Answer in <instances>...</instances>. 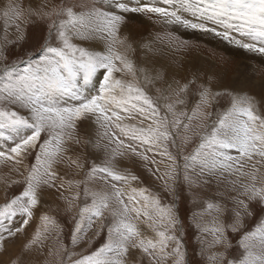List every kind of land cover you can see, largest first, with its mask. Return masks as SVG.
Segmentation results:
<instances>
[{
	"label": "snow or ice",
	"instance_id": "snow-or-ice-1",
	"mask_svg": "<svg viewBox=\"0 0 264 264\" xmlns=\"http://www.w3.org/2000/svg\"><path fill=\"white\" fill-rule=\"evenodd\" d=\"M181 29L264 57V0H0V264H264V101L177 79Z\"/></svg>",
	"mask_w": 264,
	"mask_h": 264
},
{
	"label": "rangeland",
	"instance_id": "rangeland-1",
	"mask_svg": "<svg viewBox=\"0 0 264 264\" xmlns=\"http://www.w3.org/2000/svg\"><path fill=\"white\" fill-rule=\"evenodd\" d=\"M53 2L59 3V0H53ZM128 15L129 19L126 21L124 31L125 34L130 33L134 39L148 40L160 31L161 26L159 24H153L152 21L140 14ZM177 34L189 42L188 46H181L178 51L168 53L167 59L172 61V69L177 79L190 77L193 71H199L202 75L206 73L211 76L216 83L221 85L222 90L226 89L228 92L246 94L255 97L257 101H264V57L254 53H246L234 46L202 37L192 31L181 29ZM240 68H245L248 76L244 84L234 82V78L240 74ZM239 81H241L240 78ZM229 99L228 96L222 97L220 104L226 107ZM129 166L140 177L139 181L131 182L133 186L145 187L153 192L159 191L161 182L151 176L141 164H133L129 161ZM2 197L3 192L0 191V198ZM46 199H51V197H46ZM167 199H170V197ZM45 207H48V205H45ZM185 212L186 208L181 203V213L184 214ZM62 219L66 220L67 217ZM39 224L40 221L37 216L34 221L30 222L28 232L31 233L33 228ZM19 244L20 240H17L9 245L10 253L18 249ZM189 258L195 260V257L192 256L191 242L189 243ZM49 259L55 258L49 257Z\"/></svg>",
	"mask_w": 264,
	"mask_h": 264
},
{
	"label": "bare ground",
	"instance_id": "bare-ground-1",
	"mask_svg": "<svg viewBox=\"0 0 264 264\" xmlns=\"http://www.w3.org/2000/svg\"><path fill=\"white\" fill-rule=\"evenodd\" d=\"M245 70H246L245 68H240V74H239V76L234 78V82L235 83H240V82H241L240 84H244L245 83L244 81L246 79H248V76L246 75ZM239 78L241 79V81L238 82ZM235 79H236V81H235ZM249 80H251V79H249Z\"/></svg>",
	"mask_w": 264,
	"mask_h": 264
}]
</instances>
